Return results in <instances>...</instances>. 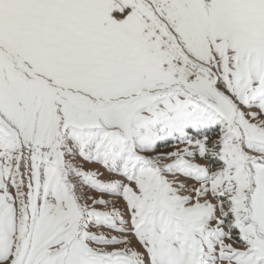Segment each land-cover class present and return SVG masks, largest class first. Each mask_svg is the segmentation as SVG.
<instances>
[{
    "label": "snow or ice",
    "instance_id": "1",
    "mask_svg": "<svg viewBox=\"0 0 264 264\" xmlns=\"http://www.w3.org/2000/svg\"><path fill=\"white\" fill-rule=\"evenodd\" d=\"M0 264H264V0H0Z\"/></svg>",
    "mask_w": 264,
    "mask_h": 264
}]
</instances>
